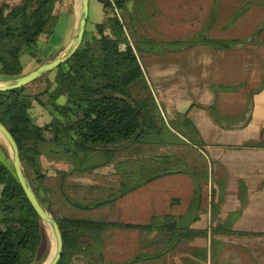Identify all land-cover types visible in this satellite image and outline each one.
Listing matches in <instances>:
<instances>
[{"label": "crops", "instance_id": "0c3cea01", "mask_svg": "<svg viewBox=\"0 0 264 264\" xmlns=\"http://www.w3.org/2000/svg\"><path fill=\"white\" fill-rule=\"evenodd\" d=\"M158 2L163 32L173 36L178 44L159 52L160 61H164L158 67H150L155 83L143 69L149 85L156 84L160 95V99L155 96L156 100L152 95L143 99L148 123L144 141L131 144L115 152L103 165L84 171L72 170L71 163L56 155H42L43 169L54 171L47 179V194L54 199L52 214L59 218L148 225L155 218L185 217L196 189L195 176L183 169L185 163L194 171L208 173V178L201 179L203 208L199 219L191 224L203 232L174 245L168 230L111 227L101 237L83 235L67 264L76 257L98 259L100 251L103 256L99 264H264L263 17L260 29L226 37L244 18L259 11L264 13V0ZM64 3L71 10L62 14L50 39L40 41L44 62L64 54L77 37L81 2ZM244 6L250 8L234 20ZM174 16L175 31L171 30ZM104 18L103 3L90 0L86 30L94 31L90 23L96 26ZM217 30L223 35H213ZM203 31L208 39L251 41L233 48L204 43L185 47L179 42L202 39ZM23 58L26 73L39 67L28 54ZM149 61L153 65L151 58ZM5 81L8 80L0 76V82ZM171 81L174 84L169 85ZM174 88L177 94L167 90ZM39 111L42 112L40 108ZM163 113L168 114L169 121ZM215 113L221 123L216 121ZM185 118L197 127L207 153L177 130ZM153 175L158 177L145 182ZM100 202L105 204L95 208L76 204ZM213 208L218 215L214 222ZM137 255L158 256L132 262Z\"/></svg>", "mask_w": 264, "mask_h": 264}, {"label": "trees", "instance_id": "16d2710c", "mask_svg": "<svg viewBox=\"0 0 264 264\" xmlns=\"http://www.w3.org/2000/svg\"><path fill=\"white\" fill-rule=\"evenodd\" d=\"M100 1L104 20L96 25V31L86 30L81 47L68 61L45 75L46 85L42 91L30 92L28 85L0 91V121L18 142L31 184L50 212L54 199L48 196L46 183L54 171L43 169L42 155H56L71 163L74 171L90 170L111 160L115 152L144 141L148 128L144 111L146 99L139 101L129 94V87L145 76L136 46L121 19L125 13L129 14L131 0ZM249 8H241L234 20ZM70 10L64 0H22L19 3L0 0V76L3 80L26 74L25 54L34 58L36 65L44 62L40 41L50 39L62 14ZM250 41L204 37L179 42L185 47L204 43L233 48ZM38 108L47 116L46 120L42 121L36 113ZM214 116L217 122H222L217 113ZM177 130L204 150V140L189 118H185ZM204 151L207 153L206 149ZM8 159V162L0 160V264H42L44 223L25 194L12 160ZM183 169L196 180L195 198L185 217L155 218L148 225L56 217L64 238V254L59 264H67V258L83 235L101 237L102 232L111 227L148 232L168 230L172 232L171 244L174 245L203 232L192 228L191 224L199 219V210L203 208L201 179L208 178V173L194 171L185 163ZM156 177L158 175H153L145 182ZM76 204L95 208L105 202ZM212 218V222L218 218L214 208ZM102 256L100 251L98 259L76 257L74 264H99ZM157 256L137 255L132 262Z\"/></svg>", "mask_w": 264, "mask_h": 264}, {"label": "rangeland", "instance_id": "374dc122", "mask_svg": "<svg viewBox=\"0 0 264 264\" xmlns=\"http://www.w3.org/2000/svg\"><path fill=\"white\" fill-rule=\"evenodd\" d=\"M158 1L160 0H131V2L129 3V8H128L129 14L125 13L124 15H122V18H121L122 20L125 21L126 26H127V32L133 44L136 46V53L138 54L142 68L145 70L147 75L150 76V78L153 80L154 83L155 81L151 76L152 73L150 71V67L152 66L158 67L159 66L158 63H160L161 65L162 62L164 61V60L160 61L162 56L159 55L160 54L159 52H162L167 49H174L175 46L178 44L175 42L176 40L172 38L173 36H170V37L166 36L165 33L163 32L165 31V26L163 22L161 21L162 15H161V9L158 6L159 5ZM230 1L234 2V0H230ZM246 1H250V0H246ZM96 13L101 14V10L100 11L97 10ZM92 14H93V10H92L91 15ZM262 17L264 20V13L262 11L249 15V17L244 18L241 21L242 23H238L236 26V29L233 30V32H231V34H228V36L226 37H229L231 35L243 36L244 34L250 33L251 31H254L257 28L260 29L262 27V25H260ZM174 18L175 16L173 17V21H172L173 25L171 27V30L175 31ZM90 28L96 31V26L95 24H93V22L90 23ZM202 34H204V37H207L206 35L207 32L203 31ZM213 35L221 36L223 35V31L217 30V32L213 33ZM190 36L192 35H185V37H190ZM153 54L155 55L153 56ZM150 58L154 62L153 65L150 64V61H149ZM166 64H168V61L166 62ZM31 69H32L31 67L28 68V71ZM171 83L172 81L169 82V85ZM45 85H46V80H45V75H43L40 78L33 81L32 83L28 84L27 89L30 92H38V91H42ZM150 86L151 85H149L146 76H144L143 79L141 78L137 80L133 85L129 87V94L131 95L132 98H135L136 100H139V101L143 100L149 95H152V97H154L155 100H156L155 96H157L160 99L159 88L157 87V85L153 84V87L152 86L150 87ZM167 90L169 92H173V94H177V91L175 88L167 89ZM36 113L39 115L42 121L47 119V116L44 113L40 111ZM163 115L166 117L168 121L170 120L167 113H163ZM9 157L11 159V154H10L8 144L6 140L0 135V160L2 162H5V161L8 162ZM43 164L46 165V162L44 161ZM161 166L162 168H166V165L164 164H162ZM157 168H160V167H157ZM0 195H1V190H0ZM44 229L45 230H44L43 244L41 247V256L43 255L45 258L42 264H47L48 260L51 258V256L54 253L55 243H54L53 233H52L51 228L44 224ZM105 249L111 250V248H105ZM75 260L74 261L69 260L68 264H74Z\"/></svg>", "mask_w": 264, "mask_h": 264}, {"label": "water", "instance_id": "95a60500", "mask_svg": "<svg viewBox=\"0 0 264 264\" xmlns=\"http://www.w3.org/2000/svg\"><path fill=\"white\" fill-rule=\"evenodd\" d=\"M81 1V14L79 19V29L77 33V37L72 42L71 46L67 49V51L52 59L50 61H46L42 63L37 69L26 73L20 77H17L12 80H8L5 82H0V91H9L17 88H21L26 86L36 79L40 78L43 75L53 71L66 61H68L81 47L84 36L86 32L87 22L90 13V0H80ZM0 135L6 140L10 154L12 164L17 175L19 182L21 183L25 194L27 195L30 203L38 213L42 222L51 228L54 239V253L51 258L48 260L47 264H59L64 254V238L61 227L58 223L57 218L48 210L45 204L39 198L37 192L35 191L31 181L28 177V174L24 168L20 148L18 142L15 137L11 133V131L7 128V126L0 121Z\"/></svg>", "mask_w": 264, "mask_h": 264}]
</instances>
